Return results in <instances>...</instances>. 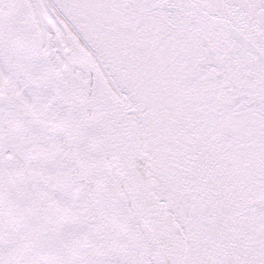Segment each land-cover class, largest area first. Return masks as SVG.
<instances>
[{
    "label": "snow or ice",
    "instance_id": "snow-or-ice-1",
    "mask_svg": "<svg viewBox=\"0 0 264 264\" xmlns=\"http://www.w3.org/2000/svg\"><path fill=\"white\" fill-rule=\"evenodd\" d=\"M0 264H264V0H0Z\"/></svg>",
    "mask_w": 264,
    "mask_h": 264
}]
</instances>
